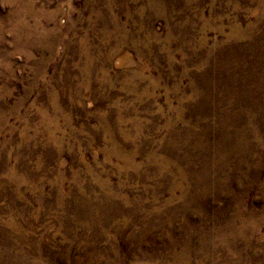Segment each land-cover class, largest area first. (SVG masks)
<instances>
[{
	"label": "rangeland",
	"instance_id": "1",
	"mask_svg": "<svg viewBox=\"0 0 264 264\" xmlns=\"http://www.w3.org/2000/svg\"><path fill=\"white\" fill-rule=\"evenodd\" d=\"M0 264H264V0H0Z\"/></svg>",
	"mask_w": 264,
	"mask_h": 264
}]
</instances>
